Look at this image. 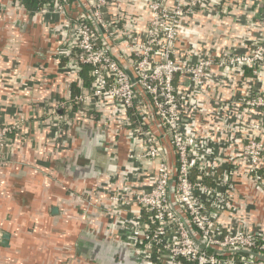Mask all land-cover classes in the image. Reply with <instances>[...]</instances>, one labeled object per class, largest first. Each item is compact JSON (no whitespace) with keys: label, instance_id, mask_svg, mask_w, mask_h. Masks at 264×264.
Here are the masks:
<instances>
[{"label":"crops","instance_id":"crops-1","mask_svg":"<svg viewBox=\"0 0 264 264\" xmlns=\"http://www.w3.org/2000/svg\"><path fill=\"white\" fill-rule=\"evenodd\" d=\"M18 1L0 0V127H15L0 167V237H10L7 247L0 244V264H141L123 221L145 222L146 214L133 202L116 205L109 197L150 191L157 163L119 130L114 102L61 107L85 90L79 70L60 59L72 22L19 11ZM150 1L112 0L104 41L123 65L131 56L125 41L132 33L145 36ZM72 2L70 15L90 12L86 0ZM263 8L264 0H205L203 11L185 21L176 59L193 63L209 52H246L263 37ZM185 76L179 85L187 84ZM81 77L87 89L86 70ZM185 92L196 116L190 123L210 153L205 164L212 176L225 178L232 159L243 156L242 141L253 135L250 123L264 121L263 113L242 104L264 93V75L250 68L226 78L216 73L206 97ZM230 178L236 193L220 221L231 230H263L264 192L248 177V163Z\"/></svg>","mask_w":264,"mask_h":264},{"label":"built area","instance_id":"built-area-1","mask_svg":"<svg viewBox=\"0 0 264 264\" xmlns=\"http://www.w3.org/2000/svg\"><path fill=\"white\" fill-rule=\"evenodd\" d=\"M72 1L49 0L37 11L42 15L66 16L72 22L60 59L66 66L79 70L78 81L85 90L61 107L80 109L92 102L98 101L99 107L100 102H114L119 106V130L128 133L132 146L142 147L144 158L157 163L150 191L135 194L132 199L109 197L113 204L133 202L145 212V222L123 221L129 242L142 263L264 264V260L253 256L264 255V229L235 225L231 230L220 221L236 193L230 177L242 172L244 163H248V177L264 192V121L250 123L253 135L242 141L243 156L232 159L229 176L216 178L204 161L210 153L201 148L202 142L190 123L196 116L191 114V99L185 92L206 97L216 73L226 78L232 71L250 68L264 75V33L251 42L246 52H209L193 63L180 62L176 59L177 43L185 21L203 11L205 0H151L145 36L139 38L132 33L131 39L125 41L131 56L123 65L104 41L111 33L107 14L112 0H86L90 12L78 11L75 16L68 13ZM18 3L19 11L26 9L24 0ZM258 23L264 28V8ZM86 68L90 82L87 89L81 77ZM182 76L186 77L184 86L178 84ZM242 104L264 114V93L250 94ZM14 129L0 127V167L6 162L5 148ZM240 132L243 134L245 129L240 128ZM168 149L174 155L173 204L204 243V249L197 247L171 205L172 167ZM211 249L225 254L211 253Z\"/></svg>","mask_w":264,"mask_h":264},{"label":"water","instance_id":"water-1","mask_svg":"<svg viewBox=\"0 0 264 264\" xmlns=\"http://www.w3.org/2000/svg\"><path fill=\"white\" fill-rule=\"evenodd\" d=\"M97 29L100 31L99 27L97 26ZM131 80L134 81V76L133 74L131 73V71H127ZM170 155H172L170 153ZM171 159V167H172V171H171V174H172V178H171V183H170V200H171V205L173 207V209L178 213V215L181 217L182 221L184 222V224L186 225L188 231L190 232V235L191 237L193 238L195 244L197 245L198 248L200 249H204V243L201 241V239H199L194 231L191 229V227L189 226V224L187 223L186 219L176 210L175 208V205L173 204V201H172V194L174 192V187H175V181H174V175H175V166H174V160H173V157L171 156L170 157ZM9 234L7 233H3L0 237V244L4 247H7L8 246V243H9ZM211 253H215V254H219V255H223L225 254L224 252H219V251H216L214 249H211L210 250ZM251 254V253H250ZM253 256H255L257 259H260V260H264V255H257V254H253Z\"/></svg>","mask_w":264,"mask_h":264},{"label":"trees","instance_id":"trees-1","mask_svg":"<svg viewBox=\"0 0 264 264\" xmlns=\"http://www.w3.org/2000/svg\"><path fill=\"white\" fill-rule=\"evenodd\" d=\"M49 0H24L25 7L31 12H37L44 4H48Z\"/></svg>","mask_w":264,"mask_h":264},{"label":"rangeland","instance_id":"rangeland-1","mask_svg":"<svg viewBox=\"0 0 264 264\" xmlns=\"http://www.w3.org/2000/svg\"><path fill=\"white\" fill-rule=\"evenodd\" d=\"M85 70L87 71L88 69L86 68Z\"/></svg>","mask_w":264,"mask_h":264},{"label":"flooded vegetation","instance_id":"flooded-vegetation-1","mask_svg":"<svg viewBox=\"0 0 264 264\" xmlns=\"http://www.w3.org/2000/svg\"><path fill=\"white\" fill-rule=\"evenodd\" d=\"M141 264H143V263L141 262Z\"/></svg>","mask_w":264,"mask_h":264}]
</instances>
